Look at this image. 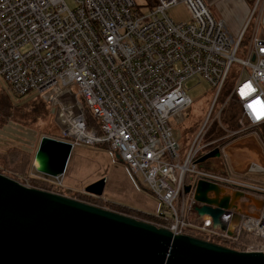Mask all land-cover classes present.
I'll list each match as a JSON object with an SVG mask.
<instances>
[{"label": "built area", "instance_id": "2783aa9c", "mask_svg": "<svg viewBox=\"0 0 264 264\" xmlns=\"http://www.w3.org/2000/svg\"><path fill=\"white\" fill-rule=\"evenodd\" d=\"M70 1L71 8L66 0H0V80L16 97L33 93L45 100L60 126L56 140L72 148L106 143L165 207L163 229L226 240L245 232L253 242L243 252L264 256V186L218 165L219 158L227 165V147L234 142H261L253 130L264 125V0H253L237 37L203 0H155L144 9L133 0ZM179 5L187 9V23L168 15ZM199 78L210 86L211 106L184 152L170 119L193 104L186 84ZM232 100L238 107L235 130L223 129V137L203 144ZM86 114L101 135L87 125ZM215 149L219 158L198 163ZM263 170L252 162L244 173ZM199 182L218 188L207 199L228 200L218 224L196 211L203 206L195 200Z\"/></svg>", "mask_w": 264, "mask_h": 264}, {"label": "water", "instance_id": "95a60500", "mask_svg": "<svg viewBox=\"0 0 264 264\" xmlns=\"http://www.w3.org/2000/svg\"><path fill=\"white\" fill-rule=\"evenodd\" d=\"M72 150L70 143L41 137L34 159L38 153L44 154L47 172L33 167L37 173L59 180ZM219 157L215 149L198 163ZM104 183L97 181L84 193L101 198ZM209 191L217 193L218 188L198 183L195 200L203 206L196 211L218 224L228 200H209ZM0 264H264V256L174 235L96 206L27 188L0 174Z\"/></svg>", "mask_w": 264, "mask_h": 264}, {"label": "rangeland", "instance_id": "374dc122", "mask_svg": "<svg viewBox=\"0 0 264 264\" xmlns=\"http://www.w3.org/2000/svg\"><path fill=\"white\" fill-rule=\"evenodd\" d=\"M133 1L140 9L148 7V0ZM203 1L209 8L214 19L220 21L223 20L228 29L229 26L233 27V23L237 16L245 12V9L250 13V8L254 4L253 0ZM66 4L70 8L73 6L70 0H66ZM168 15L174 22L187 23L190 20L187 9L183 5L170 9ZM242 29L243 28H241V30ZM231 32L232 31L230 30V35L233 33ZM260 37L264 38L263 29L260 31ZM0 86L6 88L2 81H0ZM186 88L188 89L187 94L191 98L193 104L178 113L174 118L170 119V125L173 128L175 139L179 145L178 147L184 152L189 149L194 137V133L190 134L186 131L188 128H193L197 131L203 126L208 116L212 100L210 86L202 78H199V81L197 79L188 81ZM24 100L40 102L39 97L34 94L25 96ZM20 103H22V101ZM31 105L33 106V104ZM23 109L27 112V115L26 117L24 116L25 118L21 122H9L6 126L0 129V153H12L19 150L29 154H24L23 156L20 155L15 158L8 157V164L4 168L5 170H0V174L27 188H31V185L25 176L27 172L29 175L36 176L38 179L40 178V180H42L41 178L48 180V177L30 171V163H32V166L34 165L32 154L38 148L41 137L56 139V137L58 138V136H60L61 132L60 126L52 113H47V115L40 113L38 116L42 117H38L31 113V107L25 105ZM224 128H226V122L223 118L221 119L220 125L215 123L214 125L209 126L203 144L221 138ZM235 143L239 145L238 141H236L227 147V151L230 155L226 160L228 167L232 172H234V168L237 172L241 173H237L241 178L251 180V183L257 186H264V170L261 172L255 171L244 173L249 164L257 158V153L253 150H249L247 154L240 153L241 155L238 156L237 153L239 152ZM257 145L264 157V145L259 141H257ZM209 161L214 162V160H208L207 163H210ZM2 162L3 159L0 158V166ZM18 163H20L19 167L17 166ZM218 165L220 168L223 166L220 162V158ZM100 180H104L105 183L102 197L98 199L126 206L145 214L159 215L163 213L165 209L162 203L148 192L141 178L134 176L122 162L118 161L116 154L113 151L101 146L75 144L64 175L62 178L55 180L54 182L60 185L59 187L61 189L59 192L62 193L60 196L91 205L92 202L89 201L90 197L84 193V189ZM78 192L87 195L86 199H74L73 196ZM48 193L55 194L52 192ZM105 207L106 206L103 205L102 209ZM189 218L190 220H194L196 216L191 214Z\"/></svg>", "mask_w": 264, "mask_h": 264}, {"label": "trees", "instance_id": "16d2710c", "mask_svg": "<svg viewBox=\"0 0 264 264\" xmlns=\"http://www.w3.org/2000/svg\"><path fill=\"white\" fill-rule=\"evenodd\" d=\"M155 0H148V7H153L155 6ZM246 44V41L243 42V45ZM1 81V80H0ZM6 86V85H5ZM230 85H226V87L223 89L222 91V95L220 97V102H224V100L226 99V96L228 94V91ZM33 94V93H30ZM29 95V94H27ZM25 95V96H27ZM37 97H39L40 102H33V101H26L24 100L25 96H14L11 94V92L9 91V89L6 87H2L0 86V129L3 128L4 126H6L9 122L12 121H18L21 122L25 117H26V113L24 111V106L27 105L29 107H31V113L35 114L36 116H38V114L42 113V114H50L51 110L50 107L46 104L45 100L42 99L39 95L34 94ZM22 101V103H20ZM33 104V106L31 105ZM39 106V107H38ZM38 107V108H36ZM37 112V113H36ZM45 115V116H46ZM25 116V117H24ZM38 117H42V116H38ZM222 118L225 120L226 122V128H224L227 131H231V130H235L236 128V124L238 121V107L235 101H231L229 103V105L227 106V108L222 112ZM86 122L87 125L91 128H93L96 133L98 135H101V131H100V127L99 124L96 120H94L90 115L86 114ZM258 134V137L261 141V143L264 145V125L259 126L256 130H253ZM252 130L249 131V133L253 132ZM190 134L194 133L195 130L193 128H188V130L186 131ZM225 135V133L223 132L222 137ZM58 138H60V136H58ZM56 137V139H58ZM221 145V144H220ZM94 146H101L104 147L106 149L108 148V145L106 143H100V144H96ZM36 151V150H35ZM28 155L29 153H25L19 150H16L15 152L9 153V152H3L0 153V158L3 159V162L0 166V170H5L4 168L7 166V159L8 157L10 158H15L18 157L20 155ZM116 154V153H115ZM31 155V154H30ZM34 156H35V152L32 154L33 160H34ZM117 156V155H116ZM34 163V161H33ZM3 165V167H2ZM20 163L17 164V166L19 167ZM221 172L227 173L228 172V165H223L221 168ZM17 171V170H15ZM30 171H34L36 174H39L35 171V169L32 166V163H30ZM41 176H44L42 174H40ZM26 179L27 181L30 183L31 188L33 189H39L42 191H46V192H52L55 193L57 195L62 194L61 192H59V190L61 189L57 183H55L53 179L51 178H47L48 180H44L43 178H41L42 180H40V178L38 179V177L33 176V175H29V173H26ZM46 177V176H44ZM87 197V195H83L80 192L76 193L73 198L74 199H82L85 200ZM89 201L92 202V206H96L98 208H101L104 206H106L105 210L123 215V216H127L130 218H133L135 220H139L151 225H154L158 228H165V223H163L160 219V214L159 215H152V214H145L143 212L128 208L126 206H121V205H117V204H113L111 202L105 201L103 199H98V198H94L91 196ZM103 204V205H102ZM184 236H188L190 238H194V239H198L219 247H223V248H227V249H232L235 250L237 252H243L246 247L251 244L253 242L252 238L245 232H242L236 240H226L224 238H221L219 236H217L216 234L213 233H207V232H195L192 230H186L183 233Z\"/></svg>", "mask_w": 264, "mask_h": 264}, {"label": "crops", "instance_id": "0c3cea01", "mask_svg": "<svg viewBox=\"0 0 264 264\" xmlns=\"http://www.w3.org/2000/svg\"><path fill=\"white\" fill-rule=\"evenodd\" d=\"M248 15H249V11L247 9H245V12H243L242 14L237 16L236 20L233 23V27L229 26V29L233 32V33L231 32L232 36H235V37L238 36L241 28H243L242 26H244V24L248 18ZM221 21H223V20H221ZM223 23H224V21H223ZM229 29L227 27L228 31H230ZM238 144L239 145L236 144L237 145L236 147H237L238 152H239V153H237L238 156L241 155L240 153L247 154L249 152V150H253L255 153H257L256 159L259 158L258 160L254 159L253 162H256L258 164H262V166H264V157L261 155L260 148L258 147L257 143L253 139H251V138L241 139L238 141ZM241 147H244V148H241ZM227 153H228V151H227ZM228 155H229V153H228Z\"/></svg>", "mask_w": 264, "mask_h": 264}, {"label": "bare ground", "instance_id": "6f19581e", "mask_svg": "<svg viewBox=\"0 0 264 264\" xmlns=\"http://www.w3.org/2000/svg\"><path fill=\"white\" fill-rule=\"evenodd\" d=\"M46 158L44 154L38 153L37 156L34 159V167L37 171L39 172H44L46 173Z\"/></svg>", "mask_w": 264, "mask_h": 264}]
</instances>
